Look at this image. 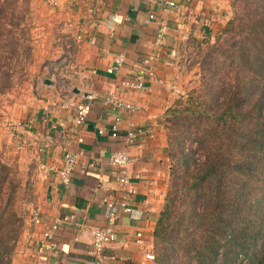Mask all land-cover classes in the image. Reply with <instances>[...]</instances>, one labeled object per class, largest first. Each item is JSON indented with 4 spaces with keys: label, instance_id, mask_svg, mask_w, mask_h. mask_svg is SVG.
<instances>
[{
    "label": "crops",
    "instance_id": "obj_1",
    "mask_svg": "<svg viewBox=\"0 0 264 264\" xmlns=\"http://www.w3.org/2000/svg\"><path fill=\"white\" fill-rule=\"evenodd\" d=\"M46 1L79 47L71 53L72 94L54 92L56 83L46 78L44 85L50 89H37L15 113L20 159L36 185L28 209L31 224L15 264H93L94 231L107 222L106 200L118 197L119 169L110 161L118 150L130 155L137 191L131 195L132 211H118V239L108 244L102 264H154L147 255L154 252L156 217L169 188L171 163L163 116L175 95L177 51L192 36L218 30L224 0ZM162 25L166 36L158 43ZM122 54L125 61L118 65ZM149 54L156 58L146 88L127 86L126 81L137 80L138 63ZM112 66L117 68L109 72ZM109 94L140 108H115L106 99ZM80 108L87 114L82 124L77 123ZM67 151L79 154L68 185L60 176ZM49 229L58 243L54 250L46 249Z\"/></svg>",
    "mask_w": 264,
    "mask_h": 264
},
{
    "label": "trees",
    "instance_id": "obj_2",
    "mask_svg": "<svg viewBox=\"0 0 264 264\" xmlns=\"http://www.w3.org/2000/svg\"><path fill=\"white\" fill-rule=\"evenodd\" d=\"M32 1L0 0V101L33 60ZM231 5L234 16L207 33L216 42L202 83L163 116L171 180L154 264H264V0ZM9 174L0 151V264L19 234Z\"/></svg>",
    "mask_w": 264,
    "mask_h": 264
},
{
    "label": "rangeland",
    "instance_id": "obj_3",
    "mask_svg": "<svg viewBox=\"0 0 264 264\" xmlns=\"http://www.w3.org/2000/svg\"><path fill=\"white\" fill-rule=\"evenodd\" d=\"M57 10L46 0L32 1V39L34 41V54L32 63L28 66L20 82L1 97L0 101V151L3 160L9 164L10 184L8 190L15 188L16 205L19 211L18 220L19 234L11 244L15 245L11 264H15L16 257L21 253L25 245L27 227L31 224L29 217V203L35 199V179L28 166L20 159V150L16 145L14 119L30 94H36L37 89L47 88L44 79L48 78L51 83H56L54 92L72 94L71 85L74 80V61L71 53L78 49V44L71 37L62 19L56 13ZM221 24L225 25L233 16L234 8L231 0H224L221 7ZM221 25V26H222ZM220 26V27H221ZM214 35H194L177 51V73L174 78L175 95L172 101L185 99L189 92L202 83L205 71V53L212 50L216 42ZM180 81V85L179 82ZM59 82L67 85L64 89ZM50 92V91H49ZM177 106H181L178 103ZM18 124V123H17ZM185 151L192 148L191 140L187 139L182 143ZM196 143H194V146ZM199 161L204 160V155H196ZM171 176L169 177L170 184ZM30 223V224H29Z\"/></svg>",
    "mask_w": 264,
    "mask_h": 264
},
{
    "label": "built area",
    "instance_id": "obj_4",
    "mask_svg": "<svg viewBox=\"0 0 264 264\" xmlns=\"http://www.w3.org/2000/svg\"><path fill=\"white\" fill-rule=\"evenodd\" d=\"M51 2L57 4L58 0H51ZM154 17V15H152ZM166 36V28L162 25L159 28L157 33V42L162 43ZM156 58L154 54L146 55L142 58L138 63V77L136 81H126V85L131 88L145 89L146 88V80L147 77L151 74L153 69V61ZM125 61L124 55H120L117 58V64L122 65ZM116 66H112L109 68V72H113L116 70ZM107 100L113 102L115 108L118 109H127L131 112H136L139 110L140 106L137 103L123 101L116 97L114 94H109L106 98ZM86 110L85 108H80L79 117L77 119L78 124H82L86 118ZM118 120L113 125V135L118 136ZM128 137L130 140L133 138V133L129 132ZM78 141H83V137L79 136L77 138ZM78 156L79 154L72 151H67L64 155L63 165L60 169V176L62 181L65 184H70L73 181V173L78 164ZM110 161L113 165H115L118 169V197L117 198H109L106 200V204L108 206L107 213V222L103 227L97 228L94 231V240L93 245L94 249L92 251L93 254V264H102L103 259L105 257V251L109 243L114 242L118 239V232L116 230V221L119 217L118 211L122 208L126 212L132 211V206L130 203L131 195L134 194L137 189L135 185L132 183V174L129 170L131 158L129 153L126 150H118L113 152L110 155ZM117 199V200H116ZM39 221V219H36ZM57 228V225L54 226ZM45 237L48 242L46 243V249L54 250L58 247V243L55 240V235L52 229H49L45 233ZM147 258L150 260H155V253H148ZM39 264H46L45 262H40Z\"/></svg>",
    "mask_w": 264,
    "mask_h": 264
}]
</instances>
